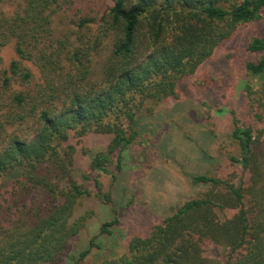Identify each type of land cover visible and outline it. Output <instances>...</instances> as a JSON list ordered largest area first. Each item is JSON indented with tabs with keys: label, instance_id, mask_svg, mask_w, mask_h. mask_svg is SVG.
Listing matches in <instances>:
<instances>
[{
	"label": "trees",
	"instance_id": "trees-1",
	"mask_svg": "<svg viewBox=\"0 0 264 264\" xmlns=\"http://www.w3.org/2000/svg\"><path fill=\"white\" fill-rule=\"evenodd\" d=\"M98 1L0 0V264L70 261L94 217L79 211L83 202L114 203L126 151L146 155L139 165L153 161L154 142L142 147L135 130L139 113L181 100L182 84L264 13V0H114L107 10ZM11 42L17 59L6 67ZM248 50L258 59L246 64L243 106L231 111L238 153L212 175L190 176L202 189L120 255L98 242L116 217L74 264H264V36ZM91 134L111 139L79 174L74 140ZM212 246L224 251L216 260Z\"/></svg>",
	"mask_w": 264,
	"mask_h": 264
},
{
	"label": "rangeland",
	"instance_id": "rangeland-1",
	"mask_svg": "<svg viewBox=\"0 0 264 264\" xmlns=\"http://www.w3.org/2000/svg\"><path fill=\"white\" fill-rule=\"evenodd\" d=\"M98 2L102 10H107L114 0ZM257 36H264V13L259 21L241 26L193 77L182 84L181 100L168 101L152 116L145 111L139 113L135 130L138 139L144 140L142 147H149V142H154L153 161L139 165L138 160L146 159L145 154L139 159L135 155V159L131 151L125 152L123 170L112 188L114 203L105 204L95 198L83 202L79 211L92 210L94 217L73 239L71 260L67 259L66 264H74L72 258L89 247L91 238L99 234L104 223L116 217L120 224L111 227L112 234L99 236L98 242L104 249L111 248L120 255L133 237L147 234L154 224L169 216L173 208L202 189L191 184L190 176L212 175L224 163L228 153H238L231 139V111H238L243 106L244 86L249 81L245 66L258 59L257 54L248 50V44ZM2 57L6 67L17 59L15 42L3 48ZM25 64L39 77L33 64ZM251 84L258 88L261 83L253 80ZM110 139L109 136L91 134L81 141L74 140L79 150V174ZM103 176L108 189L111 176ZM220 217L224 219L225 213L220 212ZM223 253L222 248L212 246L206 255L216 260ZM94 261L92 257L87 264Z\"/></svg>",
	"mask_w": 264,
	"mask_h": 264
}]
</instances>
